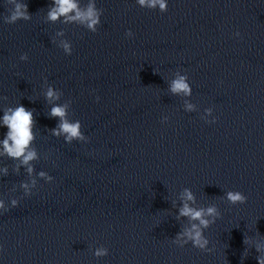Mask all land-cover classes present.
<instances>
[{
    "label": "water",
    "instance_id": "95a60500",
    "mask_svg": "<svg viewBox=\"0 0 264 264\" xmlns=\"http://www.w3.org/2000/svg\"><path fill=\"white\" fill-rule=\"evenodd\" d=\"M27 3L31 20H0V103L36 110L35 168L55 180H39L0 215V264H258L255 248L241 254L245 234L264 235V0H169L164 13L98 0L95 33L45 23L49 0ZM58 28L71 55L51 43ZM129 28L134 37L125 36ZM177 69L188 74L199 112H185L168 92ZM45 78L71 99L70 118L81 121L87 143L46 132L57 119L46 115ZM206 107L215 123L200 118ZM3 163L10 172L0 194L19 197L9 189L26 178L23 169L17 175L11 160ZM183 187L222 212L205 230L212 252L171 242L180 223L170 200ZM227 190L247 201L228 204L219 198ZM101 244L109 254L93 256L90 246Z\"/></svg>",
    "mask_w": 264,
    "mask_h": 264
},
{
    "label": "clouds",
    "instance_id": "9594fccd",
    "mask_svg": "<svg viewBox=\"0 0 264 264\" xmlns=\"http://www.w3.org/2000/svg\"><path fill=\"white\" fill-rule=\"evenodd\" d=\"M140 8L158 10L161 13L167 12L169 0H134ZM7 6V14H0V20L5 24H14L18 20L29 21L32 14L28 11L27 0H4ZM98 0H49L44 15L45 23H59L61 25H76L95 33L102 23L104 9L97 6ZM126 37H134L131 28L125 30ZM235 38H242L239 30L233 33ZM51 43L62 49L65 55H71L73 51L72 41L65 35L64 28H58L51 37ZM21 61L29 59L26 52L19 56ZM168 92L182 99V108L185 112H199L198 105L191 100L193 94L192 85L186 72L177 69L168 79ZM41 95L49 106L46 115L50 118H56L54 127L47 128L46 132L56 138H63L67 144L73 141H89L88 135L82 130V124L79 119L70 118L71 99L62 100L63 91L53 84L49 83L47 78L41 86ZM30 101L35 98L28 97ZM97 101L100 100L96 96ZM6 96H0V101H6ZM34 108L26 107L22 103L15 105L0 103V128H6V131L0 135V178L9 175V165L3 163L4 158L12 161L11 171L19 175L21 169L26 178L21 180L18 185L13 184L9 192L16 193L20 191V196L10 195L5 199L0 194V215L16 207L22 197H28L34 194L39 180L45 183H52L55 177L48 171L36 170L34 161L41 159V153L34 144L37 137V127L34 118ZM214 109L206 107L200 113V118L207 123H215L217 117L213 115ZM169 120L168 115L161 116V123ZM50 153H45L43 158L50 159ZM54 163V161H53ZM230 205L244 204L247 196L239 190H227L219 197ZM172 208L175 209V220L180 223V230L171 239V242L179 247L191 244L204 252H212L213 247H209L210 240L205 235V230L214 224L222 216V212L217 203L201 204L198 202L196 194L189 187H183L175 198L170 200ZM262 236L259 231L254 235H244L243 243L246 245L241 254L243 260L247 257L250 248H255L257 255L255 259L258 264H264V239H258ZM2 248V245H0ZM90 251L95 257H105L109 254V249L104 245L95 247L90 246Z\"/></svg>",
    "mask_w": 264,
    "mask_h": 264
}]
</instances>
